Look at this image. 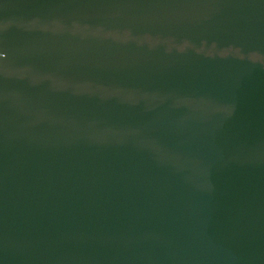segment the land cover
Here are the masks:
<instances>
[{
    "label": "water",
    "instance_id": "obj_1",
    "mask_svg": "<svg viewBox=\"0 0 264 264\" xmlns=\"http://www.w3.org/2000/svg\"><path fill=\"white\" fill-rule=\"evenodd\" d=\"M0 264H264V0H0Z\"/></svg>",
    "mask_w": 264,
    "mask_h": 264
}]
</instances>
